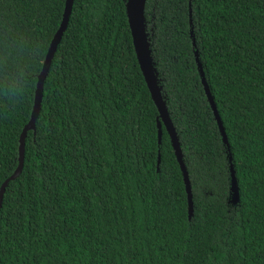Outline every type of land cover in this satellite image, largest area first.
I'll return each mask as SVG.
<instances>
[{
  "label": "trees",
  "instance_id": "trees-1",
  "mask_svg": "<svg viewBox=\"0 0 264 264\" xmlns=\"http://www.w3.org/2000/svg\"><path fill=\"white\" fill-rule=\"evenodd\" d=\"M125 1L73 0L22 171L4 191L0 264H264V0H146L152 57L190 179V218L163 125L158 144ZM64 4L0 0V185L17 165ZM195 50L227 136L235 205ZM8 83L16 87L5 94Z\"/></svg>",
  "mask_w": 264,
  "mask_h": 264
},
{
  "label": "water",
  "instance_id": "water-1",
  "mask_svg": "<svg viewBox=\"0 0 264 264\" xmlns=\"http://www.w3.org/2000/svg\"><path fill=\"white\" fill-rule=\"evenodd\" d=\"M145 3H146V0H126L125 1V11H126V16H127V21H128L131 38H132V44L134 47V51H135V55H136V58L139 64L140 71L143 75L147 88L150 92L151 98L158 111V116L156 118L157 130H158V144L161 143L162 125H163L170 138L171 146L174 150L176 160L181 170L184 187L186 191L188 218H190L193 215V195L191 191L190 179H189L186 165L183 160V154H182V150L180 147L179 138L175 130V127L172 123V120L170 118L168 108L166 106V100L162 94V86L160 85V80L158 78V72H157V68L155 65V61L152 57L150 38L148 36L149 33L147 31L146 18H145ZM72 4H73V0H65L64 11L62 14L60 25L51 39V42L49 44L45 58L43 60L41 71L38 74L35 94H34V102H33V107H32V111L30 114V118L28 122L26 123V125L23 127L19 135V139H18L17 165L14 171L12 172V174L8 178H6L0 185V207L2 204L4 191H5V188L8 182L17 178L22 171L23 163H24V155H25L26 134L29 130H32L33 133H35V122H36V119L38 117L40 107H41L44 80L51 66V61L57 49V45L60 42L63 32L65 31L67 27L69 16H70L71 9H72ZM189 15H190V23H191L190 3H189ZM190 32H191L193 44H195L192 29L190 30ZM195 60L197 63V68H198V72H199L201 82L204 88V92L206 94V98L212 109L214 119L217 123L219 132L222 137V141L224 145L227 146V149H228L227 156H228V160L230 161V164H229V171H230L229 202L232 205H235L239 201V190H238V184H237L233 164L231 163V154L229 152L227 136H226L220 115L217 111L216 104L208 88V84L204 76V71L202 69V65L198 58L197 50H195ZM159 162H160V157L158 155L157 166Z\"/></svg>",
  "mask_w": 264,
  "mask_h": 264
},
{
  "label": "clouds",
  "instance_id": "clouds-1",
  "mask_svg": "<svg viewBox=\"0 0 264 264\" xmlns=\"http://www.w3.org/2000/svg\"><path fill=\"white\" fill-rule=\"evenodd\" d=\"M15 87H16L15 84H13V83H8V84L6 85V88H5V94H7L8 91L13 90Z\"/></svg>",
  "mask_w": 264,
  "mask_h": 264
}]
</instances>
